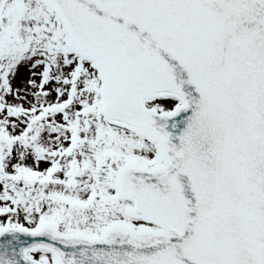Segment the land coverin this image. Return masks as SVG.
<instances>
[{
    "label": "snow or ice",
    "instance_id": "6c2138e0",
    "mask_svg": "<svg viewBox=\"0 0 264 264\" xmlns=\"http://www.w3.org/2000/svg\"><path fill=\"white\" fill-rule=\"evenodd\" d=\"M0 264H264V0H0Z\"/></svg>",
    "mask_w": 264,
    "mask_h": 264
}]
</instances>
